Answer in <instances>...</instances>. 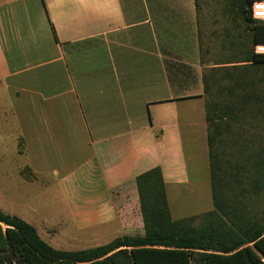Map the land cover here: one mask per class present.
<instances>
[{
	"label": "crops",
	"instance_id": "obj_1",
	"mask_svg": "<svg viewBox=\"0 0 264 264\" xmlns=\"http://www.w3.org/2000/svg\"><path fill=\"white\" fill-rule=\"evenodd\" d=\"M198 2L0 0V121L24 184L4 214L66 252L143 235L136 179L160 167L184 219L174 196L211 189Z\"/></svg>",
	"mask_w": 264,
	"mask_h": 264
},
{
	"label": "trees",
	"instance_id": "obj_2",
	"mask_svg": "<svg viewBox=\"0 0 264 264\" xmlns=\"http://www.w3.org/2000/svg\"><path fill=\"white\" fill-rule=\"evenodd\" d=\"M259 1L231 0L230 13L247 24L231 61L207 69L202 57L213 210L174 220L157 167L136 179L143 235L60 251L0 210V264H264V211L263 223L256 214L264 196V54L255 52L264 45V22L251 13ZM22 176L36 179L29 168Z\"/></svg>",
	"mask_w": 264,
	"mask_h": 264
},
{
	"label": "rangeland",
	"instance_id": "obj_3",
	"mask_svg": "<svg viewBox=\"0 0 264 264\" xmlns=\"http://www.w3.org/2000/svg\"><path fill=\"white\" fill-rule=\"evenodd\" d=\"M199 4L202 57L209 69L232 60L233 53L238 50L240 37L247 36V24L230 13L231 0H199ZM22 160L17 152L15 132L7 125L4 116V122L0 121V210L3 213L4 194H16L24 187L22 178L18 175ZM174 197L172 208L175 219L201 217L213 210L210 187H189L185 193ZM17 200L18 198L14 201ZM256 208L257 221L263 223L261 216L264 211V196L258 201ZM199 222L196 220L193 225L198 226Z\"/></svg>",
	"mask_w": 264,
	"mask_h": 264
},
{
	"label": "built area",
	"instance_id": "obj_4",
	"mask_svg": "<svg viewBox=\"0 0 264 264\" xmlns=\"http://www.w3.org/2000/svg\"><path fill=\"white\" fill-rule=\"evenodd\" d=\"M258 5H264V1L255 2L251 7L252 17L256 21L264 22V15L258 13L264 12V8L258 7ZM255 52L257 54H264V45L256 46Z\"/></svg>",
	"mask_w": 264,
	"mask_h": 264
},
{
	"label": "snow or ice",
	"instance_id": "obj_5",
	"mask_svg": "<svg viewBox=\"0 0 264 264\" xmlns=\"http://www.w3.org/2000/svg\"><path fill=\"white\" fill-rule=\"evenodd\" d=\"M258 7L264 8V5H258ZM259 15H264V12L258 13Z\"/></svg>",
	"mask_w": 264,
	"mask_h": 264
}]
</instances>
